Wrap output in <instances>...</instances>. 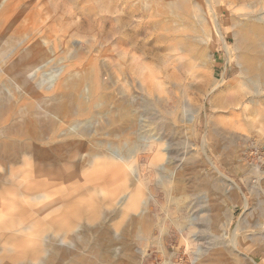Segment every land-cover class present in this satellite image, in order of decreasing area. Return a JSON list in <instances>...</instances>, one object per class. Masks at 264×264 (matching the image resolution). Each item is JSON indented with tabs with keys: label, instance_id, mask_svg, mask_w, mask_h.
<instances>
[{
	"label": "rangeland",
	"instance_id": "rangeland-1",
	"mask_svg": "<svg viewBox=\"0 0 264 264\" xmlns=\"http://www.w3.org/2000/svg\"><path fill=\"white\" fill-rule=\"evenodd\" d=\"M171 9L180 12L183 21L196 25L186 31L191 37L183 42H190L198 74L186 81L187 100L196 119L176 120L168 152L167 144L156 146L162 136L154 122L144 112L136 111L131 101L133 96L143 97L137 86L143 75L138 73L134 56L145 57L136 41L142 36L132 33L135 27L150 25L145 38L161 43L166 19L163 15ZM216 14L219 29L213 22ZM120 17L125 20L123 52L118 47ZM250 23L264 24V0H0V149L34 152L36 167L41 166V155L59 150L56 162L62 167L73 166L81 177L72 184L51 188L46 199L32 202L20 197L16 207L8 206L1 213L6 216L0 221V233L8 231L10 225L3 223L12 214L16 217L13 229L20 227L26 217L40 218L42 224L31 230L19 244L25 245L17 251L0 252V264H21L22 258L37 261L48 255L43 250V239L60 230L69 237L82 235L84 260L93 259L97 264V258L91 257L88 250L100 241L113 248L112 264H198L208 244L206 218L210 215L205 209L204 193L196 195L198 198L189 194L193 191L187 184V174L208 178L215 174L211 163L216 164L226 177L214 175L219 191L213 199L220 198L225 206L233 201L243 202L241 192L232 188L234 183L247 194L251 204L252 185L264 193V76L263 81L239 88V72L235 70L240 67L238 45ZM222 36L233 48L231 64L227 62ZM262 38L253 39L261 42L259 48L264 55ZM222 72L226 73V80L217 92L220 98L211 108V96L205 98L204 89L209 78ZM166 87L173 97L174 89L170 84ZM161 99L158 110L164 108L182 115V109L170 97L163 94ZM52 109L53 113L44 114ZM218 127L225 129L228 137L234 135L236 146L230 157L213 146L211 130ZM66 143L77 145L71 150L72 157L63 149ZM106 157L121 159L127 171L125 177L117 174L111 181L110 168L91 165L93 160L101 162ZM16 159V164L0 159V185H11L2 181L11 178L10 169L26 173L29 166L19 157ZM201 167L200 173H193V169ZM140 174L145 177V184L139 182ZM66 190L69 194L64 196ZM133 190H140L142 196L138 203L130 204ZM4 197H0V204H9ZM63 203L67 212L71 208L72 216H84L83 227L76 226L78 218L73 221L74 226H59L60 222H71V218L60 215L55 216L57 223L52 226L46 212ZM233 211L231 230L242 206L233 207ZM257 232L246 227L241 238L254 249L257 264H264V247L254 238ZM78 249L77 245L70 247L72 254L58 259V264H68ZM239 249L247 254L243 246Z\"/></svg>",
	"mask_w": 264,
	"mask_h": 264
},
{
	"label": "bare ground",
	"instance_id": "bare-ground-1",
	"mask_svg": "<svg viewBox=\"0 0 264 264\" xmlns=\"http://www.w3.org/2000/svg\"><path fill=\"white\" fill-rule=\"evenodd\" d=\"M163 17H165L166 19L164 18L165 21H164L163 28L165 32L163 34L164 36L161 40V43L158 40L150 41L149 39L145 38V36L148 35V27L150 25L148 27L146 26L147 28L146 27L140 28L141 26H138L137 28L135 27V29L133 30L132 34H135L134 31H136L139 34L138 35L139 37L142 36L139 40H136V41H137V45L141 48V50H143L142 54L145 57L139 58V56H134L135 65L139 69L138 73H140V75H143L141 84L139 85L137 84L138 88L143 92V95H142L143 97L133 96L131 101L135 107V110L144 112L147 115V117L154 122L155 127L159 130L162 136V139L157 142L155 141L157 144L156 146L167 144V150L168 152H170L171 150L170 149L171 147L170 146L171 145L170 133L174 132V128L177 127L176 120H178L179 122H182L185 119L186 120L196 119L195 110L193 109L191 104H189L190 103L189 100H187L186 91H187L188 82L186 81L188 79L196 78L198 73L196 71V65L193 62V59L195 57L192 55V53H190L191 51L190 42L189 43L183 42L188 37H191V35H188L186 31L193 28L195 23L193 21L192 23L188 21L187 22L183 21L181 13L178 11H175L174 9H171L170 11L167 10L165 12V15H163ZM120 18H121L120 20L121 25L117 29L118 34H119L118 47H119V51L123 52L125 49V45H126L125 31H124L125 30L124 29L125 20H124V17H120ZM213 22H214L215 28L218 27L219 29V23H218L219 21H218L217 14L213 18ZM161 24L163 26V23ZM181 26L183 28H181ZM263 33H264V24H257V23L251 24V26H249V28H247L246 31H244V35L240 41L241 44L238 45V49H237L238 50L237 60L240 64V67L235 68V70L239 72L238 75L235 74L236 77L238 78L237 85L239 88L241 87L243 88V86H248V85H249L248 87H250L254 85L256 82L261 81L264 76V55H262L260 48H259L261 42H259L260 43L259 44L253 39V38H256L258 40L259 38H262V36L264 37V35H262ZM222 39L224 40V48L227 54V62L231 64L233 63L232 61H234L232 59L234 57L232 53L233 48L227 43V40L223 36H222ZM258 41H261V39ZM237 44H239V41ZM180 52H184V55L182 54L180 56H177L178 54H180ZM149 58L151 60L148 61ZM145 70H147V73L145 72ZM232 71H234V69ZM120 73H123L121 68H120ZM226 76H227L226 73L222 72V74L216 78H213V79L209 78L208 85L204 89V97L207 98L208 96H211L210 97V107L211 108L214 107L215 102L217 103V99L220 98L218 97L217 92H219L218 90L223 86L224 81L226 80L225 79ZM146 82H148L149 84H146ZM166 84H170L171 88L174 89L173 91L174 98L171 97L170 90L168 87H166ZM237 90H238L237 91L238 93L239 89ZM241 90H245V89H241ZM234 93L235 91L233 92V94ZM237 93H235L234 99H237V96H236ZM163 94H166L168 97H170L171 100L175 102L176 106L182 109V110L180 109L182 111V115H179L175 113L174 111H171V112H169L168 110L166 111V109L164 108L162 109L165 111V114L162 113L163 110L161 109L158 110V108H161V105H162L161 98L163 97ZM230 99L229 101H231ZM226 100L228 101V99ZM235 102H231V103H235ZM238 102H240V100ZM235 104H238V103H235ZM53 109L46 110L44 114L47 115V114L53 113L54 112ZM37 113L42 114V112L40 111H38ZM172 114L176 115V117L173 119L167 116V115L171 116ZM16 129L18 130V127ZM224 130L219 127L212 129L211 137L214 141L213 146L215 147V149H217L219 152H222L226 157H230L235 151V146H236L234 145V137H233L234 132L231 131L233 132L231 133L233 136L228 137L227 134L225 133L226 130L225 131ZM186 143H187V139H186ZM75 146L77 145H73L70 143L65 144V147L63 149L66 150L67 156L69 157L73 156V154H71V150H73ZM57 151L58 152L54 153L55 155L50 152L45 155H41L40 156L41 166L36 167L34 164H36L37 162V159H36L37 157L34 152L31 153V152H28L26 150H21V149L15 150V151H9V150L6 151L4 149H0V159L3 160L5 163L7 164L15 163L16 164V160H17L16 158L19 157L21 159V162L24 165L29 166V168L26 169V173L24 174L20 171H19L20 173H18L17 171L14 172V170L12 171V169H10L11 178L10 179L8 177L2 178L3 182L6 183V181H9L11 182L10 183L11 185L15 184L16 187H12L11 185H10L11 187L0 185V190H1L0 197L5 196L4 199L9 200V204H6V203L0 204V221L6 216V215H2L1 213L4 212V210H6L8 206L16 207L19 202L20 197H24L25 200H32V202H35V200H38V199L49 198L51 191H52L51 188L56 189L58 188V186H61L62 184L66 182L72 184L73 182L79 181L78 179H80L81 177L77 175L78 169L76 170L72 169L73 166L71 168L62 167L60 166L61 164L56 162V159L58 157L57 153L60 154L59 153L60 151L59 150ZM157 154L159 153L157 152ZM17 163H19V161H17ZM181 163L184 164L183 162ZM92 164L95 166L102 165L104 167L110 168L108 170H110V173L112 175V177H110L111 181H113V179L117 176V174L123 175L124 177L127 174V171L126 169H124L121 159H117L113 161L111 159H107L106 157L101 162H98L97 160H93V163H91V165ZM211 164L213 165V173H215L216 175L218 174V175H222L226 177V175L221 171V169L216 164H213V163ZM56 166H60V169H55L54 167ZM20 168H21V165H20ZM257 168L256 167L254 168L256 172H257ZM201 169L202 167L199 170L193 169V173L199 172ZM249 171L251 172V170ZM82 173L84 176V171H82ZM191 175L192 174H189V173L187 174V184L189 188H191L193 191V193L189 192V194L198 196V194L204 193L207 200H206V203L205 202L203 203L207 205L205 209L207 212H209V215H210L209 218L208 216L206 218L208 219V223L210 224V225L208 224V227H207L210 233V235L208 236L209 239L207 241L208 244L205 246L204 250H202L203 252L201 251L202 253L200 255L201 257L199 256L200 260L198 264H257L255 259L253 258V255L255 253L254 249H252L250 245L244 242V240L241 238V234H242V231L246 227L259 230V233L257 232V234L254 235V238L256 242H258L261 246L264 247V193H262L256 187L257 186L256 184L252 185L251 190H253V203L251 204L247 194L243 192L242 188L237 183H234L232 188L233 190L235 189L236 191L241 192L243 202L241 203L238 201H233L227 204V206H225L220 198L215 199V200L213 199L214 197L216 198V195H217L216 192L219 191L215 183L216 179L214 178V175L209 176L208 178H202V177L193 178ZM137 176H138L139 182L145 184V181H144L145 177L143 178L141 174ZM102 188L103 187H101V189ZM68 194L69 192L66 190L64 193V196ZM141 196H142V192L140 190H136V191L133 190L130 193L128 203L130 204L138 203ZM171 196H169V198ZM199 199H202V198H199ZM64 203L61 205L53 206L52 208L49 209L48 212H46L45 216L46 217L48 216V218L51 219L52 223L51 221L50 223L52 224V226H53V223L54 224L57 223V221L55 222L53 220L55 219V216L60 215L61 218H64V219L66 217L71 218V222H68V224H66L65 222H60L58 224L59 226L61 227H66L68 225L74 226V224L76 223H74L73 221H75L76 218H78V223L76 224V226L83 227L84 226V216H79V217L72 216L74 215V213L72 214L70 212L72 211L71 208H68V211L69 210L70 211L67 212V206L64 205ZM98 206L100 205L98 204ZM237 206H242V212L238 216V219L236 220L231 230V226H232L233 219L235 216L233 207L236 208ZM76 214L78 213L76 212ZM93 215L96 216L95 213ZM7 217H10L11 219L5 223H3L2 221V223L5 224L7 227L8 225H10V227L7 228L8 230L7 232L0 233V252L17 251L18 247L20 246L22 247L25 245V244H22L19 246V244L21 242H24L27 236L31 234V230H33L35 227H38L40 223L42 224V221L40 220V218L38 220H35L32 217H29V218L26 217V219H24L23 222H20L21 224L20 227L13 229L14 228L13 224L15 222L13 219H16V217L14 214H12L11 216L8 215ZM200 218L199 219L197 218V219L200 220ZM43 219H46V218L43 217ZM100 242L97 243L98 246L96 245L94 247H90V249L88 250V253L92 255L91 257L95 259L97 258L96 261L98 262V264H112L114 262V255H115L113 253V248L108 246V244L106 243H100ZM43 245H44L43 250H45V252L48 253V255H45L43 257L41 256L38 257L37 261L31 259L32 263H30L31 260L28 261V259L26 258L25 260H23L22 258L19 263L25 264V262L27 261V264H39V263L41 264L45 262H47L48 264H58V259L60 258L64 259L66 256H69V254H72V252L71 253L69 252L70 247H72L73 245H77L79 247L77 252L79 253L76 254L75 252H73L74 256L71 257L68 264H71L72 262H75V261H76V264H97L93 259L87 258L84 260V240H83L82 235H79L76 237H69L66 231H61V230L56 231V232L53 231L52 233L46 235L45 239H43ZM239 246H243L247 254L241 251L239 249ZM34 254L36 255V252H34Z\"/></svg>",
	"mask_w": 264,
	"mask_h": 264
}]
</instances>
